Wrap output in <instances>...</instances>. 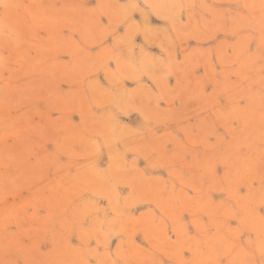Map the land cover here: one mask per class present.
<instances>
[{
	"label": "rangeland",
	"instance_id": "1",
	"mask_svg": "<svg viewBox=\"0 0 264 264\" xmlns=\"http://www.w3.org/2000/svg\"><path fill=\"white\" fill-rule=\"evenodd\" d=\"M0 264H264V0H0Z\"/></svg>",
	"mask_w": 264,
	"mask_h": 264
}]
</instances>
